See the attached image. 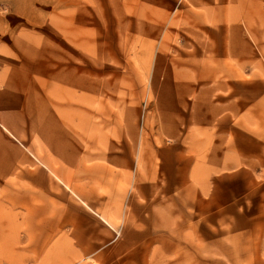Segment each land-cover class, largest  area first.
Listing matches in <instances>:
<instances>
[{
    "label": "rangeland",
    "instance_id": "obj_1",
    "mask_svg": "<svg viewBox=\"0 0 264 264\" xmlns=\"http://www.w3.org/2000/svg\"><path fill=\"white\" fill-rule=\"evenodd\" d=\"M0 264H264V0H0Z\"/></svg>",
    "mask_w": 264,
    "mask_h": 264
},
{
    "label": "crops",
    "instance_id": "obj_2",
    "mask_svg": "<svg viewBox=\"0 0 264 264\" xmlns=\"http://www.w3.org/2000/svg\"><path fill=\"white\" fill-rule=\"evenodd\" d=\"M49 171V170H48ZM50 172V174H52V175H55L54 173H52L51 171H49ZM56 179H58V178H56ZM60 183H62V182H60ZM75 194V193H74ZM76 195V194H75ZM84 199H86V201L84 200V199H82L80 196H78L77 195V197H79L80 199H82V200H84L88 205H89V207L92 209V203L90 202V199H88L86 196H84V195H81ZM92 222H94V221H92ZM96 224L99 226V223L98 222H96ZM99 229H100V231L104 234V235H106V234H108V231H107V229L105 228V227H100L99 226ZM98 249V248H97ZM91 252L90 251H86V252H83V254H90Z\"/></svg>",
    "mask_w": 264,
    "mask_h": 264
}]
</instances>
